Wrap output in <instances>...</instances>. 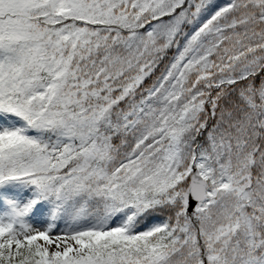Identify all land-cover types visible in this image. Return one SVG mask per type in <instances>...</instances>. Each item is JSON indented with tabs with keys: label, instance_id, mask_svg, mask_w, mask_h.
I'll return each instance as SVG.
<instances>
[{
	"label": "snow or ice",
	"instance_id": "obj_1",
	"mask_svg": "<svg viewBox=\"0 0 264 264\" xmlns=\"http://www.w3.org/2000/svg\"><path fill=\"white\" fill-rule=\"evenodd\" d=\"M0 264H264V0H0Z\"/></svg>",
	"mask_w": 264,
	"mask_h": 264
}]
</instances>
